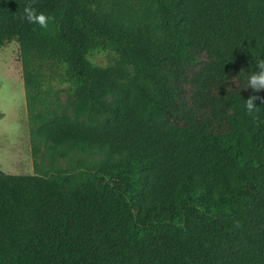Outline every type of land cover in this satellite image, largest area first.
Returning a JSON list of instances; mask_svg holds the SVG:
<instances>
[{
	"label": "trees",
	"instance_id": "16d2710c",
	"mask_svg": "<svg viewBox=\"0 0 264 264\" xmlns=\"http://www.w3.org/2000/svg\"><path fill=\"white\" fill-rule=\"evenodd\" d=\"M64 2L76 98L31 133L113 159L105 179L0 172V264H264V0ZM0 0V49L33 26ZM102 38L133 66L115 82L86 59ZM257 190L250 196L247 183ZM135 195L154 220L137 235ZM172 208V210H169Z\"/></svg>",
	"mask_w": 264,
	"mask_h": 264
},
{
	"label": "rangeland",
	"instance_id": "374dc122",
	"mask_svg": "<svg viewBox=\"0 0 264 264\" xmlns=\"http://www.w3.org/2000/svg\"><path fill=\"white\" fill-rule=\"evenodd\" d=\"M43 13L54 18L47 29L33 24L0 49V172L63 182L71 174L92 170L110 179L107 172L115 160L93 150L51 148L31 133L44 113L65 108L78 90L66 60L69 41L64 2L54 3ZM85 56L90 65L109 72L115 82L133 74V66L122 62L102 38L87 47ZM256 192L248 182L246 193L253 196ZM127 198L128 204H134L137 235L155 219L154 212L142 211L135 195L127 194Z\"/></svg>",
	"mask_w": 264,
	"mask_h": 264
},
{
	"label": "clouds",
	"instance_id": "9594fccd",
	"mask_svg": "<svg viewBox=\"0 0 264 264\" xmlns=\"http://www.w3.org/2000/svg\"><path fill=\"white\" fill-rule=\"evenodd\" d=\"M21 21L26 20L29 24L38 25L42 29H47L49 22L54 18L46 15L43 12H38L33 6V0H28L23 7V15L19 17ZM256 71L247 77V86L245 88H251L254 93H259L264 90V59L258 57L255 61ZM261 100L264 102V98L257 95H249L245 100V110L247 114L253 115L257 111V105L255 101Z\"/></svg>",
	"mask_w": 264,
	"mask_h": 264
}]
</instances>
